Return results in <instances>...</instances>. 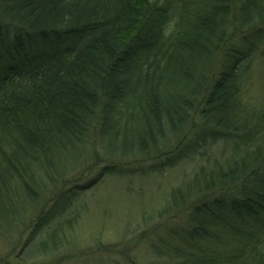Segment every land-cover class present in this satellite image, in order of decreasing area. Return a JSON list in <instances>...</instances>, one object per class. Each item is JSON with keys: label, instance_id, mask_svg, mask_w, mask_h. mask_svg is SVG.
<instances>
[{"label": "trees", "instance_id": "obj_1", "mask_svg": "<svg viewBox=\"0 0 264 264\" xmlns=\"http://www.w3.org/2000/svg\"><path fill=\"white\" fill-rule=\"evenodd\" d=\"M106 185L160 208L81 247ZM77 248L264 264V0H0V264Z\"/></svg>", "mask_w": 264, "mask_h": 264}, {"label": "rangeland", "instance_id": "obj_2", "mask_svg": "<svg viewBox=\"0 0 264 264\" xmlns=\"http://www.w3.org/2000/svg\"><path fill=\"white\" fill-rule=\"evenodd\" d=\"M184 165L186 167V164ZM176 175L177 174H174L173 178H175ZM149 192L150 191H148V199L146 202L149 205L143 206V204H139L134 206L131 204V201H129V196L124 194L121 189L112 185H106L101 188L92 199L93 208H90V213L81 219V224L77 230V235L80 239L79 245L81 247H86L88 244H91L92 246L96 241L117 242L123 233H128V236L130 234L135 235L137 231L142 228V226L139 225L141 222L142 210L148 214L150 209L154 212L155 209L160 208L158 206L159 204H155L157 202L156 197H150ZM153 204L154 207L152 206ZM144 216L145 215H143V219ZM23 233L25 234V232ZM70 235V231H68L67 237ZM21 236L26 237L23 234H21ZM77 250L74 253L70 251L60 252V254L66 252L70 254L68 258H66L67 262L64 264H108L88 258H82L80 261L74 262L72 259L76 257L75 255L83 251L79 248H77ZM27 252L28 250L22 251L23 254ZM29 258L25 264L39 263L38 258ZM40 259L46 261L45 258ZM47 260H52V258L49 257ZM114 264L118 263L115 262Z\"/></svg>", "mask_w": 264, "mask_h": 264}]
</instances>
